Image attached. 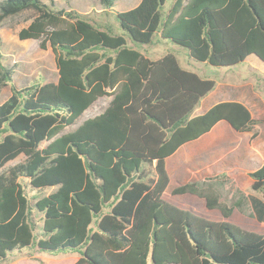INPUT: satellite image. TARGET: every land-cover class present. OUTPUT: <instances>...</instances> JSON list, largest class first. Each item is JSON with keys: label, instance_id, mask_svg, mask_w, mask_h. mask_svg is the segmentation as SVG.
I'll list each match as a JSON object with an SVG mask.
<instances>
[{"label": "trees", "instance_id": "1", "mask_svg": "<svg viewBox=\"0 0 264 264\" xmlns=\"http://www.w3.org/2000/svg\"><path fill=\"white\" fill-rule=\"evenodd\" d=\"M99 1L113 8L119 0ZM167 2L141 0L118 12L125 34L56 10L55 0L0 2V23L35 12L19 37L50 47L58 71L57 82L17 87L0 37V97L11 86L0 102V263L37 249L78 253L76 264H264V234L229 222L241 198L229 205L211 184L198 182L173 190L203 198L222 222L163 198L170 182L166 159L221 120L251 130L249 110L223 102L192 117L216 81L182 68L175 54L151 60L128 42L149 45L160 34L214 67H234L251 55L264 62V0H176L165 16ZM105 96L112 100L102 114L63 133ZM20 156L25 162L3 172ZM251 177L252 191L264 198V163ZM251 201L264 221V199Z\"/></svg>", "mask_w": 264, "mask_h": 264}, {"label": "rangeland", "instance_id": "2", "mask_svg": "<svg viewBox=\"0 0 264 264\" xmlns=\"http://www.w3.org/2000/svg\"><path fill=\"white\" fill-rule=\"evenodd\" d=\"M3 0H0V2ZM176 0H168L164 7L165 16L169 13L171 7ZM141 0H119L113 8L104 7L99 0H55V9H65L67 11H76L80 13L85 19L101 27L102 29L111 28L114 34H125L120 26L117 18L118 12H123L136 7ZM36 16L32 10L25 11L16 17L8 18L0 23V37L3 41V63L7 67H12L15 71L14 82L12 84L17 87L30 86L36 82H57L58 71L56 68L55 55L51 48L43 49L41 47V41L39 40H21L19 33L23 28H26L33 18ZM128 38V37H127ZM129 46L140 50L145 56L151 60H158L168 53L175 54L180 62L182 68L195 72L203 78H210L218 80L225 77L231 81H238L244 77H264L259 69V64L262 62L257 56L253 55L242 64L236 65L232 68L229 67H214L209 64L200 63L194 60L188 54V51L183 47H180L168 40L162 39L160 34H156L152 44L143 45L134 43L128 38ZM257 63H259L257 65ZM257 67V68H256ZM11 96V86H8L2 90L0 102H4ZM112 97L105 96L96 101L76 122L75 125L65 129L63 133H68L76 130L87 119L94 118L102 114L110 105ZM48 143H44L42 147H45ZM26 157L20 156L19 158L9 162L4 168L3 172L8 173L11 168L16 165L25 162ZM150 177L153 178V168H149ZM211 184L213 187L214 183ZM205 184V185H207ZM204 185V186H205ZM30 197L35 195V192L30 187L27 188ZM53 190L46 191V194L51 193ZM222 200L229 205H232L239 198L242 199V209H237L238 216H245L249 220V224L233 223L238 228L256 233L262 234L257 230L259 225H262L256 219L254 211L252 210V203L250 197L243 196L239 193H220ZM254 196L264 199L261 193H255ZM166 199L175 200L179 205L195 209L196 215L201 216L209 221L211 218H207L202 213L208 212L207 208L201 205H195L193 201L189 200L186 195H175L173 191H170L166 195ZM178 208L184 209L174 203H171ZM192 211L190 209H185ZM203 211V212H202ZM193 212V211H192ZM41 215L35 213L34 221L36 226V232H42V222L40 220ZM264 233V232H263ZM80 255L78 253L66 254V255H51L47 252H39L37 249L17 251L13 254H9L6 260L0 264H76Z\"/></svg>", "mask_w": 264, "mask_h": 264}, {"label": "crops", "instance_id": "3", "mask_svg": "<svg viewBox=\"0 0 264 264\" xmlns=\"http://www.w3.org/2000/svg\"><path fill=\"white\" fill-rule=\"evenodd\" d=\"M249 58L250 56L247 60ZM257 69L264 73L263 61ZM216 83L215 89L201 100L192 117L205 114L219 103L237 102L249 110L255 123L251 130L239 131L228 121L221 120L209 132L184 144L166 159V170L170 182L163 198L169 203L190 209L195 214V209L183 207L175 200L166 199V195L179 186L198 182L201 185L214 183V189L219 194L239 193L251 199V197H256L252 191L254 180L251 173L259 170L264 163V77H251L250 75L238 81L222 77ZM184 195L196 206L204 204L206 207L203 198L193 194ZM237 209L241 210L242 206L234 210L229 222L248 225V218L238 216ZM207 210L208 212L201 215H206L213 222L224 221L219 210L208 208ZM252 210L254 211L253 205ZM254 214L256 216L255 211ZM259 222L262 225H259L257 230L264 234V221Z\"/></svg>", "mask_w": 264, "mask_h": 264}]
</instances>
